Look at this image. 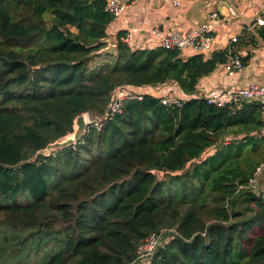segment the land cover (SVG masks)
<instances>
[{"label": "trees", "instance_id": "1", "mask_svg": "<svg viewBox=\"0 0 264 264\" xmlns=\"http://www.w3.org/2000/svg\"><path fill=\"white\" fill-rule=\"evenodd\" d=\"M106 1L0 0V264H129L157 232L169 239L145 264H264V199L239 188L264 163L262 103L192 97L225 52L133 48L123 31L98 52ZM164 84L191 97L134 89ZM120 88L142 98L39 152Z\"/></svg>", "mask_w": 264, "mask_h": 264}, {"label": "crops", "instance_id": "2", "mask_svg": "<svg viewBox=\"0 0 264 264\" xmlns=\"http://www.w3.org/2000/svg\"><path fill=\"white\" fill-rule=\"evenodd\" d=\"M212 13L216 14L215 17H211ZM263 13L264 5L259 0H180L178 7H173L168 0H129L128 7L108 25L106 38L115 43L117 34L123 31L125 35L131 34L130 46L146 48L156 45L157 37L152 34L155 28L167 31L176 25L182 35H188L193 27L209 23L214 29V40L203 56L210 58L219 51L226 54L228 49L238 51L244 67L234 78L237 86L244 88L252 83H264V27L254 23ZM232 37L237 41L231 42ZM192 54L194 52L190 50L180 52L183 58ZM229 84L230 77L218 64L210 74L199 79L196 94L192 97H204L208 90H222ZM134 89L152 95L157 91L158 96L174 93L181 98L191 97L171 84ZM261 103L264 121V100ZM258 184L264 188V166L258 175Z\"/></svg>", "mask_w": 264, "mask_h": 264}, {"label": "built area", "instance_id": "3", "mask_svg": "<svg viewBox=\"0 0 264 264\" xmlns=\"http://www.w3.org/2000/svg\"><path fill=\"white\" fill-rule=\"evenodd\" d=\"M173 7L180 5V0H168ZM264 5V0H259ZM129 0H107L106 10L114 17L119 16L128 7ZM215 13L211 14V17H215ZM254 23L258 26L264 27V13L257 17ZM214 29L209 23H202L192 28L190 34L182 35L177 29L176 25L172 26L167 31H160L155 28L152 30L154 37H157L156 45L166 49H175L179 52L183 50H190L197 54H204L208 52L212 46L214 40ZM123 42L130 45L131 34H127L122 38ZM237 38L232 37L231 42H236ZM152 46V47H155ZM222 68L226 74L230 77V84L220 90L218 88L210 89L204 95V99L207 103L215 105L216 107H223L229 105L233 109H238L242 104L264 100V83H252L247 87L240 88L235 83V74L240 72L244 67V61L242 55L238 51L230 50L226 57L225 62L222 64ZM142 94L131 91L128 88H120L114 92V96L109 104V107L105 115H89V126L99 127L103 120L110 118V116L121 110L122 100L124 99H141ZM160 103L164 106H180L181 100L171 93L159 96ZM264 134V128H263ZM264 163H260L256 168L252 176L249 178L245 185L239 186L242 189H248L252 193L260 196L264 199V188L258 184V175L261 172ZM162 232L151 233L144 241L138 244L136 248V258L129 264H137L140 261H144L151 256L156 248L162 243ZM139 259H141L139 261Z\"/></svg>", "mask_w": 264, "mask_h": 264}, {"label": "water", "instance_id": "4", "mask_svg": "<svg viewBox=\"0 0 264 264\" xmlns=\"http://www.w3.org/2000/svg\"><path fill=\"white\" fill-rule=\"evenodd\" d=\"M104 42L106 43V46L100 49L98 52H110L114 54L116 51V44L112 43L109 38H105ZM88 123H89L88 112H83L77 115L73 120L71 132L66 134L64 137L48 144L46 148L42 149L39 152L47 155L58 148L66 147L76 143V141L87 131ZM152 172L159 176L161 174V172L156 169L152 170Z\"/></svg>", "mask_w": 264, "mask_h": 264}, {"label": "rangeland", "instance_id": "5", "mask_svg": "<svg viewBox=\"0 0 264 264\" xmlns=\"http://www.w3.org/2000/svg\"><path fill=\"white\" fill-rule=\"evenodd\" d=\"M93 63V62H92ZM145 88V87H144ZM148 92V91H147ZM155 96H158L159 95V92H155V94H154ZM161 96V95H160ZM2 213H0V215H1ZM166 233L167 232H162L161 233V237L165 240V241H168V239H169V236L168 235H166ZM26 233H24V234H22L21 236H19L20 238L21 237H23L24 235H25ZM26 252V251H25ZM35 258V257H34ZM141 259H139V261H140ZM17 262H19L18 264H22L23 262H24V257H21V258H19V259H16V263ZM144 261H140V262H138L137 264H145V262L143 263Z\"/></svg>", "mask_w": 264, "mask_h": 264}]
</instances>
